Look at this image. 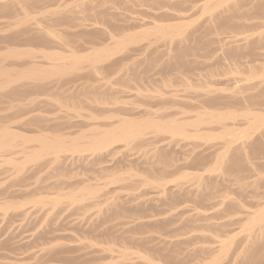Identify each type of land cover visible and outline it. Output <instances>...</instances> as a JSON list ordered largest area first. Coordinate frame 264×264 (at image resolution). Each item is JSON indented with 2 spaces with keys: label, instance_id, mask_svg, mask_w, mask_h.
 <instances>
[{
  "label": "bare ground",
  "instance_id": "bare-ground-1",
  "mask_svg": "<svg viewBox=\"0 0 264 264\" xmlns=\"http://www.w3.org/2000/svg\"><path fill=\"white\" fill-rule=\"evenodd\" d=\"M80 1L0 0V258H6L10 256L9 252L22 251L32 244L38 248L41 246V251L45 252L60 245L63 242L60 241V233L66 234L74 226L81 228L86 218L90 217L88 212L92 211V205L97 208V215H94L99 217L95 220V226L106 223L108 215L112 214L111 205L115 201L118 203L121 193L125 192L129 199H138L134 201L135 204L139 200L157 199L161 202L156 203L158 207L165 206V209L161 211L152 205L149 213L160 214V218L161 213H169L166 216L171 218L172 215H180L181 218L187 211H194L195 218L200 216L198 221L202 215L240 214L246 218L242 230L238 232L243 238L240 236L242 239L239 240L237 233V236L233 233L232 238H223L225 236L219 233L211 234L214 236L213 244L220 243L218 247L211 245L212 242L204 245L201 241L202 245L191 253L189 246L194 244L195 234L191 236L190 230L189 236L185 231L172 234L153 229L145 237L135 238L131 235V239L125 237L126 234L120 238H108L109 235L105 239H99L97 235L78 234L77 245H69L70 241L69 244H61L64 248L61 253L69 255H64L68 260L62 259L61 264H264V206L251 209L245 202L249 198H264V72L253 69L251 65L253 59H257V50L264 49V29L254 31L256 33L248 30L247 35L241 32L244 34L241 37V30L237 32L231 26L228 25V28L221 24L225 20L218 24L215 22L218 15H223L219 13L239 10L247 0H209L201 9L202 13L210 15L209 21L198 24V20V25L192 29L188 27L190 24L194 26L195 20H176L174 23L156 21L134 31L126 24L130 19L126 18V13L125 18L118 17L120 19L114 22L106 20L109 16L105 18L100 14L94 18L85 17L83 11V17L78 15L81 11L76 12L78 17L76 14L72 17L74 15L71 13H75L73 9L70 15L67 12L68 16L67 9L75 8L74 5L77 6ZM262 5L264 0L258 2L256 8ZM91 29L105 38L97 41L85 39ZM236 38L245 41V50L253 53L243 54L236 42L237 49L231 50L227 45ZM188 41L195 44H187L188 47L180 45ZM175 44L180 46L173 48ZM220 52L226 54V57L223 56L225 61L219 57ZM165 55H169L168 59ZM220 61L226 65L221 70L215 68ZM239 65L248 71L242 67L240 69ZM137 68L136 72L144 79H139L137 74V77L130 76L126 82L125 78V83L117 82L119 76H126L129 70ZM195 73L198 80L200 76L202 78L199 82L192 76ZM172 74H176V77ZM159 76L162 84L156 82L161 85L155 87L154 82ZM103 90L106 95L101 93ZM156 100L161 102L158 103L160 108L155 109L152 104L158 102ZM242 101L245 102L244 106H240L239 102ZM170 109L176 112L169 113ZM165 141L170 142L168 147L174 142L191 141L190 147L193 148L183 158L161 161L163 166L160 169H152L159 173L158 177L132 170L133 164L129 170L126 166V171L110 173L113 165L109 167L113 161L108 163L109 157L115 160L119 156L115 150H110L118 144L128 151L147 156L150 152L155 153L160 143ZM204 145L215 149V156L211 160H207L208 157L200 150ZM105 163L110 164L109 167ZM97 171L103 174H100L96 184L92 185L93 182L82 176ZM227 175L231 178V184L223 180ZM112 185L119 186L122 192L114 189L117 192L110 194L107 190ZM170 185L188 191L204 205L185 204L181 192L175 194L168 191ZM169 200L174 201L175 205L169 204ZM142 205V202L139 207L137 204L133 213L139 214ZM76 215L80 219L75 221ZM127 217L130 219V216ZM137 219L140 220V216L134 218L133 222L123 220V223L126 226L140 223L141 227ZM91 224L94 226L93 222ZM199 231L201 233V228ZM69 233L76 235L75 231ZM46 237H49L48 241H45ZM66 239L63 238L64 241L69 238ZM148 247H155L156 252L144 249ZM169 248L173 254H168L172 261H169V257L168 260L163 258L165 253L160 255ZM98 252L110 253V258L104 260L99 256L98 259ZM35 255V261L24 260V264H44L38 258L39 254L37 257Z\"/></svg>",
  "mask_w": 264,
  "mask_h": 264
},
{
  "label": "rangeland",
  "instance_id": "rangeland-1",
  "mask_svg": "<svg viewBox=\"0 0 264 264\" xmlns=\"http://www.w3.org/2000/svg\"><path fill=\"white\" fill-rule=\"evenodd\" d=\"M84 1H86V0H81L79 3H78V5L77 6H75L74 5V7L75 8H70V10H69V8L67 9V11H66V13L68 12L69 13V15H70V13H71V10L74 12L75 11V13H71V15L73 14H76L77 15V13H79L80 11V13L78 14V15H80L79 17H83V15L86 13V15H84L85 17H89V16H91V18L93 17H97V16H100V15H102V16H104L105 18L107 17V16H109V17H107L106 18V20L107 21H112V22H114V21H117V20H119L120 18L121 19H123V17L124 16H126V14L128 15V16H126V18L128 17V18H130L129 20H127V22H126V24L129 26V28H130V30L131 31H134L135 29H137V30H140V28L142 29L143 27H146V26H148V24H153V22L155 23L156 21L157 22H162V23H174V22H182V21H180V20H186V21H194L193 22V24H194V26L192 25V24H190L191 26H193V27H188V28H194L195 26H197L198 24H200V23H203V22H207V21H209V19H210V15L208 14V13H202L203 11V7H204V4L205 3H207L209 0H142V2H141V0L140 1H136V0H88V1H86V2H84ZM100 1V2H99ZM103 1V2H102ZM120 1V2H119ZM127 1H130V2H127ZM135 1V2H134ZM176 1V2H175ZM179 1V2H178ZM182 1H184V3L182 2ZM186 1V2H185ZM248 1H249V3H248ZM256 1V2H255ZM261 2V1H259V0H254V1H252V0H247V1H245L242 5V7H241V9H243L244 10V12H243V10L241 11V9H239V10H230L229 12L228 11H226L225 13L223 12V13H219V14H223V15H218L217 17H216V23L218 24V23H221V22H223V20H225V22H223V23H221V24H224V25H226L228 28H230L229 26H231V28L234 30H236L237 32H239V30H241L240 31V33L242 32V33H245V35H247V34H249V32H248V30H250L251 32L253 31H258V30H260V31H263V29H264V5H262V6H260V8L259 9H257L256 8V5L258 4V2ZM92 2H93V5H92ZM151 2V3H150ZM251 2V3H250ZM112 3V4H111ZM121 3V4H120ZM125 3V4H124ZM128 3H130V4H128ZM138 5H137V4ZM154 3V4H153ZM163 3V4H162ZM166 3V4H165ZM174 3H177L176 5H174ZM179 3V4H178ZM182 3V4H181ZM247 3H248V5H247ZM84 4V5H83ZM90 6H89V5ZM104 4H105V6H104ZM124 4V5H123ZM184 4V5H183ZM186 4V5H185ZM254 4V5H253ZM82 6V8L83 9H81V6ZM103 5V6H102ZM127 5V6H126ZM129 5H130V7H129ZM133 5V6H132ZM183 5V6H182ZM251 5V6H250ZM91 6H93V7H91ZM97 6V7H96ZM110 6V7H109ZM125 6H126V8H125ZM143 8H142V7ZM150 6V7H149ZM159 6V7H158ZM169 6V7H168ZM179 6H181V7H179ZM187 6V7H186ZM252 8L253 6V8H252V10L253 9H255V10H251V8ZM78 7V8H77ZM80 7V8H79ZM87 7V9H85ZM102 7V8H101ZM121 7H122V9H121ZM135 7V8H134ZM149 7V8H148ZM160 7H162V8H160ZM166 9H165V8ZM172 7H173V9H172ZM175 7V8H174ZM183 7V8H182ZM262 7V8H261ZM88 8H90V9H88ZM118 8H119V11H118ZM170 8V9H169ZM245 8V9H244ZM246 8H247V10H246ZM248 8H249V10H248ZM78 9V10H77ZM84 9H85V11H84ZM92 9H93V11H92ZM100 9V10H99ZM104 9V10H103ZM117 9V10H116ZM126 9L128 10V12L126 11ZM129 9H131L132 11H130ZM137 11H136V10ZM176 9V10H175ZM182 9V10H181ZM202 9V10H201ZM70 12H69V11ZM87 10H88V12H87ZM120 10H122L123 11V13H122V11L120 12ZM136 12H135V11ZM146 10H148V11H150L149 13H148V11H146ZM154 10V11H153ZM158 10H160L159 12H158ZM174 11V12H172L171 13V11ZM178 10H179V12H178ZM184 10H187L186 12L184 11ZM78 11V12H77ZM82 11H83V13L84 14H82ZM98 11V12H97ZM104 11V12H103ZM116 11V12H115ZM119 13H118V12ZM162 11V12H161ZM168 11V12H167ZM177 11V12H176ZM180 11H182L181 13H180ZM201 11V12H200ZM237 11H239V13L237 12ZM252 11V12H251ZM77 12V13H76ZM91 14H90V13ZM135 12V13H134ZM142 12H144V13H142ZM147 12V13H146ZM154 12V14H152ZM170 12V13H169ZM248 12H251V13H248ZM68 13H67V15H68ZM110 13V14H109ZM115 15H114V14ZM126 13V14H125ZM140 14V15H138V14ZM200 13H201V15H200ZM234 13V14H233ZM259 15H258V14ZM98 14H100V15H98ZM125 14V15H124ZM157 14V15H156ZM175 14V15H174ZM177 14V15H176ZM227 14V15H226ZM251 14V15H250ZM68 15V16H69ZM76 15H74V16H72V17H75ZM78 15H77V17H78ZM88 15V16H87ZM96 15V16H95ZM120 15H122V16H120ZM137 17H135V16ZM147 15V16H146ZM162 15V16H161ZM199 15H200V18H199ZM230 15V16H229ZM243 15V16H242ZM248 15V16H247ZM254 15H255V17H254ZM261 15V16H260ZM117 16V17H116ZM141 16V17H140ZM145 16V17H144ZM150 16V17H149ZM167 17V18H164V17ZM178 16V17H177ZM110 17H112L111 19H110ZM118 17H120L119 19H118ZM142 17H144V20L142 19ZM158 17V18H157ZM177 17V18H176ZM242 17V18H241ZM257 17H259V19L257 18ZM116 18V19H115ZM125 18V17H124ZM145 18H148V19H145ZM170 18V19H169ZM174 18V19H173ZM180 18V19H179ZM197 18H199V19H197ZM227 20H226V19ZM234 18V19H233ZM241 18V19H240ZM248 18V19H247ZM253 18V19H252ZM142 21H141V20ZM150 19V20H149ZM220 19V20H219ZM231 19V20H230ZM131 20H132V22H131ZM135 20V21H134ZM138 20V21H137ZM147 20V21H146ZM151 20H153V21H151ZM170 20V21H169ZM177 20V21H176ZM199 20V21H198ZM219 20V21H218ZM232 20H233V22H232ZM238 20V21H237ZM240 20V21H239ZM243 20V21H242ZM131 22V23H129V22ZM141 21V22H140ZM165 21V22H164ZM167 21V22H166ZM198 21V22H197ZM235 21V22H234ZM263 21V22H262ZM135 22V23H134ZM198 24H197V23ZM200 22V23H199ZM243 22V23H242ZM263 23V24H260V23ZM143 23V24H142ZM145 23V24H144ZM236 23H237V25H236ZM125 24V23H124ZM240 24V25H239ZM252 24H253V26H252ZM255 24H256V27H257V29L255 28ZM258 24V25H257ZM229 25V26H228ZM127 26V27H128ZM139 26V27H138ZM233 26H234V28H233ZM136 27H138V28H136ZM240 27V28H239ZM247 27V28H246ZM132 28H134V29H132ZM245 28V29H244ZM252 28V29H251ZM253 28H255V29H253ZM191 29H189V30H191ZM130 30H127V31H129L130 32ZM244 30H245V32H244ZM256 31V32H257ZM248 32V33H247ZM252 32V33H253ZM256 32H254V33H256ZM259 32V31H258ZM89 34H88V36H89V38H88V36L87 37H85V39H93L94 41H97V39H103V37L105 38V36L103 35V34H101V33H99V32H96V31H93L92 29L88 32ZM90 33H92L91 35H90ZM240 34V36L241 35H243L244 36V34ZM247 33V34H246ZM100 36V37H99ZM102 37V38H101ZM242 37V36H241ZM240 37V38H241ZM240 38H236L235 40H232V41H229L230 43L227 45V46H229L230 48H231V50L232 49H237V46L239 45L240 47H238L239 49H240V51H242L243 52V54L244 53H246V54H248L249 52L252 54L253 52H251V51H249V49L248 50H245V49H247L246 47H245V45H246V42L245 41H240ZM251 40V39H250ZM238 41V42H237ZM194 42V41H193ZM193 42H191V41H188L187 43L186 42H183L182 44H180V45H183L184 44V46H186V47H188V45H194L195 44V42L193 43ZM233 42V43H232ZM238 44H236V43ZM242 43V45H240V44ZM188 44V45H187ZM179 44H175V46H173V48L174 47H178V46H180ZM243 45H244V47L245 48H243ZM236 46V47H235ZM242 46V47H241ZM164 47V46H163ZM263 50V51H262ZM258 52H256V53H258V55L257 56H255V58H257L256 60L255 59H253V61H252V67H253V69H260V70H258L259 72L262 70V72H264V68H263V64H264V62H263V59H262V57L264 56V49H260V51L259 50H257ZM262 51V52H261ZM222 52H220L219 53V57H221V60H224L225 61V59H224V57H226V54H221ZM242 54V53H241ZM254 55V54H253ZM252 55V56H253ZM263 55V56H262ZM224 56V57H223ZM164 57H166V55L164 56ZM168 57H169V55L166 57L167 59H168ZM250 58V57H249ZM259 59V60H258ZM216 60H217V58H216ZM257 61H259V62H257ZM262 61V62H261ZM223 61H220L219 62V65H217L215 68H217V69H222L221 67L223 66V69L225 68V62L224 63H222ZM254 62V63H253ZM257 62V63H256ZM263 63V64H262ZM258 64H259V66H258ZM260 64H262V65H260ZM254 65V66H253ZM257 65V66H256ZM261 66H262V68H261ZM241 67H242V69H246V71H248L247 70V68H245V67H243V66H241V65H239V68L241 69ZM210 68V67H209ZM139 70L141 71L142 70V68L140 67L139 68ZM132 71V72H131ZM131 71L129 70V73L128 74H126V76L125 75H123V76H119V78L121 79L120 81H118L119 80V78H118V80H117V82H119V83H125L126 81H127V79L131 76V77H137L136 75L138 74L137 72H138V68H137V70L135 69L134 71L131 69ZM137 71V72H136ZM203 71V70H202ZM201 71V72H202ZM224 71V70H223ZM257 71V72H258ZM204 73H205V70L203 71ZM133 75H135V76H133ZM136 73V74H135ZM197 74L199 73V72H196ZM194 74V75H192L194 78L197 76L198 77V75L197 74ZM129 75V76H128ZM176 74H174V76H175ZM140 75L138 74V78L140 79V78H142L141 76L139 77ZM171 76H173V74L171 75ZM173 76V77H174ZM191 75H190V78L192 79L193 77H192ZM160 77V76H159ZM159 77H156V80H155V82H154V86L155 87H157V86H159V85H161L162 83V81H160V79H161V77L159 78ZM176 77V76H175ZM196 77V78H197ZM123 78V79H122ZM125 78H126V80H125ZM179 78V77H178ZM192 79V80H194V82H195V79ZM225 78V77H224ZM142 79H144V78H142ZM200 79H202L201 78V76H200V78H199V80ZM229 79V78H228ZM227 79V80H228ZM123 80H125V82H123ZM180 80V79H179ZM197 80H198V78H197ZM199 80L197 81V82H199ZM226 80V84H228V81ZM122 81V82H121ZM202 81V80H201ZM161 83V84H157V83ZM180 82V81H179ZM179 82H177V83H179ZM196 82V83H197ZM157 84V85H156ZM180 84V83H179ZM222 87H224V85H222ZM227 87V86H226ZM254 91V93H257V90H255V89H253ZM106 92L108 93V90H106ZM252 92V91H251ZM101 93H105V91L103 90ZM98 94H100V92L98 93ZM105 95H106V93H105ZM250 101H251V99H249ZM156 101H158V100H156ZM160 102L161 101H158V102H152L153 104V106L155 107V109H156V107H158L159 106V108H160ZM159 103V104H158ZM240 104H238V105H240V106H244V103L245 102H239ZM154 104H156V105H154ZM182 104H185V105H187V103L186 102H183ZM162 106V105H161ZM238 107V106H237ZM103 109V108H102ZM158 109V108H157ZM172 111H174V112H176V110L175 109H170V111H169V113L170 112H172ZM166 141H168V140H166ZM166 141H165V143H166ZM186 142V143H185ZM181 141V142H177V144H176V142H174V144H172V145H169V147H168V143L170 144V142H167L166 144L163 142V144L162 143H160V145L158 146V148H156L157 150H155V153H156V155H154L155 153H154V151H153V153L152 152H150L149 154H150V156H149V154L146 156H141V154H139V153H137V152H132V151H128V150H126V148L124 149V146L122 145H120V144H118L117 146H115V148H113V149H111L110 150V152L111 151H113V150H115L116 151V155L118 154L119 156H116L115 157V160L113 159V157L112 156H110V157H112V158H110L109 157V160H108V163H110L111 162V160L113 161V162H111V165L110 164H108V163H105V165L106 166H108L109 167V165H110V167L109 168H111V166H112V168H111V171H110V173L113 171H126L125 169H127V167H129L128 168V170L131 168V166L130 165H132V170H134V171H137V172H140V173H142L143 172V174H145V173H147L146 175H148L149 177L151 176V177H158L159 176V173H157L156 172V170H152V169H155L156 167H158V169H160L162 166H163V160H164V162L166 161H171L172 159H177L178 157L179 158H183V157H185V155H187L188 153H189V150L190 149H192L193 148V146L192 147H190L191 145H192V143H191V141L189 142H187V141ZM180 144V146H179V144ZM164 145V146H163ZM184 145V146H183ZM189 145V146H188ZM167 146V147H166ZM176 146H178V147H176ZM187 146H188V148H187ZM207 146L208 145H204V147L202 146L201 147V151H203V153H204V155H206L207 157H208V159L207 160H211L212 158H214V156H215V149H213V150H211V148H207ZM118 147H119V149H118ZM172 147V148H171ZM163 148V149H162ZM167 148V149H166ZM118 149V150H117ZM123 151H122V150ZM182 149H183V151H182ZM187 149V150H186ZM121 151V153H119L120 151ZM159 150V151H158ZM175 150V151H174ZM209 150H211V151H209ZM126 151V152H125ZM174 151V152H173ZM180 151V152H179ZM185 151V152H184ZM207 153H206V152ZM209 151V152H208ZM118 152V153H117ZM129 152H132V153H129ZM157 152H159L160 154H158ZM187 152V153H186ZM109 153V152H108ZM135 153H137L138 154V156H136L137 154H135ZM166 153V154H165ZM173 153V154H172ZM212 153V154H211ZM109 154H112V153H109ZM122 154V155H121ZM125 154H129L128 156L127 155H125ZM132 154H133V156H134V159H133V156H132ZM135 154V155H134ZM162 154V155H161ZM172 155H174V156H172ZM178 155V156H177ZM123 156V157H122ZM139 156H140V158H139ZM155 156H157V157H155ZM160 156H162V157H160ZM212 156V157H211ZM131 158V159H129V158ZM136 157H138V158H136ZM146 157V158H145ZM170 157H171V159H170ZM124 158V159H123ZM142 158V159H141ZM144 158V159H143ZM148 158V159H147ZM117 159V160H116ZM153 159V160H152ZM127 161L126 163L124 162V161ZM147 160H149V162H147ZM138 161V162H137ZM162 161V162H161ZM117 162V163H116ZM130 162V163H129ZM158 162H160V163H158ZM114 163V164H113ZM116 163V164H115ZM120 163V164H119ZM129 164V165H128ZM153 164V165H152ZM118 167H117V166ZM136 165H137V167L140 169H137V167H136ZM144 165V166H143ZM152 165V166H151ZM123 166V167H122ZM127 166V167H126ZM116 167V168H115ZM122 167V168H121ZM124 167H125V169H124ZM141 167V168H140ZM114 168V169H113ZM119 170H118V169ZM120 168H121V170H120ZM143 169V170H142ZM157 169V170H158ZM147 170V171H146ZM152 171V172H150V171ZM98 172H99V174H98ZM145 172V173H144ZM91 173V174H90ZM88 174V176H86ZM98 174V175H97ZM103 174L101 171H97L96 173L95 172H88V173H86V175L84 176V175H82L83 177H85V179H87V180H90L89 182L90 183H92V185L95 183V182H97L98 183V178H100L101 177V175ZM92 175V176H91ZM94 175V176H93ZM96 175V176H95ZM215 175V174H214ZM87 177V178H86ZM227 177V178H226ZM226 177H224L223 178V180L225 179V182H226V184H231V182H230V180L229 179H231L228 175L226 176ZM89 178V179H88ZM95 178H96V180H95ZM214 179V178H213ZM216 180V179H215ZM223 180L221 179V181L223 182ZM224 182V183H225ZM230 182V183H229ZM96 184V183H95ZM119 187V186H118ZM116 185H112V186H109V190H107L110 194H114V193H116L117 191L119 192L120 190H119V188H118ZM234 187H235V185H234ZM117 190L116 192H115V190ZM168 191L169 192H173V193H175V194H180L179 192H181V194L184 196L183 198H184V203L186 204V202H187V205L189 204V206H191V204H203V203H201L199 200H196L195 199V197L192 195V194H190L189 195V193H188V191H186V190H184L183 189V191L182 190H179V189H177L176 187H174V186H171L170 185V187H168ZM186 191V192H185ZM114 192V193H113ZM120 192H122V191H120ZM189 195V196H188ZM186 196V197H185ZM193 196V197H192ZM124 198V199H123ZM127 198V199H126ZM262 199H264V198H262ZM262 199H248V201L247 200H245V202L249 205V206H251V209L253 208H255V209H257L258 207L257 206H259V207H261V206H264L263 204H264V201L262 202ZM187 200V201H186ZM253 200V201H252ZM255 200V201H254ZM120 201V202H119ZM136 201H138V199H136V200H132V199H129L128 198V196H127V194L125 193V192H123V194L121 193V196H120V199L118 200V203H116L117 201H115L112 205H111V210H112V214L111 215H108V217H107V222L109 223H101L100 225L98 224V225H96L95 226V222L98 220V218L99 217H97V216H95V215H97L96 214V210L95 209H97L96 207H95V205L93 206H90V209H91V207H92V211H91V213H90V211L88 212V215H90V217L88 216V218H86L87 219V221L88 222H90L89 223V225H86V224H88V222L86 223L85 222V224L80 228H78V227H76V226H74V228H72V230L70 229V230H68L67 231V233L65 234H63L62 232L60 233V237H62V239L60 240L62 243H68L69 241V245H75V243H76V245L79 243V242H77V235L78 234H82V235H97L98 237H99V239H105V237L107 238L109 235V237L108 238H110L111 236L113 237H117V236H119V238H120V236L122 237L123 235H125V237H127L128 239L130 238H132V236L131 235H133V237H135V238H140V237H145V235L147 236V233L150 231V230H153V229H159V230H161V231H165V232H169V233H172V234H176V233H179L180 231H185V233H189L188 231L190 230V232L192 233H189L188 235L190 236V234H191V236H193L194 234V239H193V241H192V243H194V244H191L190 246H189V248H190V252L192 253V251L194 252L195 250H197L198 249V246L200 247L202 244V242H203V244L204 245H206V243L208 242V244H210V242H212L211 243V245H214V246H216V247H218V243L219 242H214V244H213V241H214V236L213 235H216L217 233H219L220 235H222V236H225V237H223V238H228V236H229V238H232L231 237V235L234 233H237V235H238V232L240 231V230H242V228H243V223H245L246 222V218H244V216H242V215H238L239 217H237V215L236 214H234V215H229V216H231V217H229L228 216V214L226 215V214H218V215H211V217L213 218V219H211V217H210V215H202L201 216V220H199L198 221V219H200V216L198 217V215H197V217L195 218V216H196V213L194 212V211H187V212H184L182 215H181V218L179 217L180 215H172V218H171V216H166V215H170L169 213L167 214L166 213V215H165V213H161V218H160V214H152L151 212V214L149 213V208H153V207H158V200L157 199H155V200H151V199H147L146 201L144 200V201H140L139 200V202H137L136 204H135V202ZM94 202H96V201H94ZM143 203V205H142V210H144V211H140L139 212V214H134L133 213V211H134V209H136V206H137V204H138V206L137 207H139V205H140V203ZM146 202V203H145ZM153 202H154V204H153ZM190 202H191V204H190ZM249 202V203H248ZM259 202V203H258ZM145 203V204H144ZM148 203V204H147ZM151 205H150V204ZM157 203V204H156ZM161 203V202H160ZM159 203V204H160ZM133 204V205H132ZM149 206V207H147V205ZM169 204H172V205H175V203H174V201H172V200H169ZM253 204V205H252ZM115 205V206H114ZM121 205V206H120ZM125 205V206H124ZM126 205L128 206V207H126ZM132 205V206H131ZM146 205V206H145ZM152 205H153V207H152ZM204 205V204H203ZM130 206H131V208H130ZM181 206H184V204H182ZM256 206V207H255ZM93 207H95V208H93ZM114 207V208H113ZM123 209H122V208ZM132 207H134V208H132ZM144 207H146L145 209H144ZM114 210H113V209ZM158 209H165V206H162V207H158ZM190 208L188 207V209L187 210H189ZM95 210V211H94ZM118 210V211H117ZM124 210H126L125 212H124ZM163 210H161V211H163ZM129 214H128V213ZM189 212V213H188ZM194 212V213H193ZM90 213V214H89ZM131 213V214H130ZM135 215H133V214ZM144 214L143 215V217L145 218V216H146V218H145V221H144V218H142L141 219V217H142V214ZM160 213V212H159ZM186 213V214H185ZM188 213V214H187ZM191 213H193L194 215H192ZM95 214V215H94ZM115 214H117V217H116V215ZM120 214V215H119ZM124 216H123V215ZM141 214V215H140ZM120 217H119V216ZM127 215L128 216H130V219L127 217ZM134 217H133V216ZM157 216V217H154L155 218V221H154V218H153V216ZM186 215V216H185ZM137 216V217H136ZM140 216V220H138L137 219V221L139 222H141V227H140V223H137V224H132V225H128L127 224V226H126V224L125 223H123L124 221L123 220H128V221H131L132 220V222H133V219L134 218H138ZM148 216H150L151 218H148ZM184 216V217H183ZM191 218H190V217ZM219 218H218V217ZM236 216V217H235ZM243 218H242V217ZM94 217V218H93ZM114 219H113V218ZM122 217H124L123 219H122ZM163 217V218H162ZM235 217V218H234ZM241 217V218H240ZM76 218V219H75ZM80 219V217H77V215L76 216H74V219H75V221L76 220H79ZM91 218L93 219L92 221H90L91 220ZM109 218H111V219H109ZM118 218V220H115V219H117ZM153 218V219H152ZM158 218V219H157ZM168 218V219H167ZM170 218V219H169ZM188 219V220H186V219ZM195 218V219H194ZM208 218V219H207ZM216 218V219H215ZM230 218V219H229ZM113 219V220H112ZM162 219V220H161ZM183 219V220H182ZM204 219V220H203ZM205 219H206V221H205ZM233 219H234V221H233ZM96 220V221H95ZM112 221V223H111V221ZM179 220V221H178ZM192 220H194V221H192ZM211 220V221H210ZM219 220V221H218ZM232 220V221H231ZM236 220V221H235ZM116 221V222H115ZM136 221V222H137ZM143 221V222H142ZM156 221H158V222H156ZM167 223H166V222ZM175 221V222H174ZM181 221V222H180ZM191 221V222H190ZM201 221H203V222H201ZM224 221V222H223ZM242 223H241V222ZM91 222H93V225L94 226H91L92 224H91ZM113 222H115L114 224V226H113ZM120 222H122V223H120ZM148 222V223H147ZM150 222V223H149ZM188 222V223H187ZM201 222V223H200ZM206 222V223H205ZM210 222V223H209ZM212 222V223H211ZM111 223V224H110ZM143 223V224H142ZM172 223V224H171ZM175 223V224H174ZM209 223V224H208ZM223 223V224H222ZM103 224H104V226H103ZM108 224V225H107ZM117 224V225H116ZM125 224V225H124ZM147 224H149L148 226H147ZM151 224V225H150ZM187 224V225H186ZM189 224H190V226H189ZM197 224H199V225H197ZM209 225V226H207V225ZM217 224H219V225H217ZM224 224H228L227 226H224ZM241 224V225H240ZM135 225H137V226H135ZM139 225V226H138ZM166 225V226H165ZM201 225H202V227H201ZM204 225V226H203ZM230 225V226H229ZM85 226H87L86 228H85ZM103 226V227H102ZM110 226V227H109ZM112 226V227H111ZM118 226V227H117ZM183 226V227H182ZM242 226V227H241ZM93 227V228H92ZM101 227V228H100ZM108 227V228H107ZM122 227H126L125 228V230H121V228ZM127 227H129L130 228V230H129V228H127ZM135 227H137V229L135 228ZM140 227V228H139ZM145 229H144V228ZM153 227V228H152ZM158 227V228H157ZM172 227V228H171ZM175 227V228H174ZM205 227V228H204ZM207 227H208V229H207ZM212 227V228H211ZM224 229H223V228ZM233 227V228H232ZM88 228V229H87ZM97 228V229H96ZM115 228H116V230H115ZM118 228H119V230L121 231V233H120V231L118 230ZM134 230H133V229ZM141 229V230H139V229ZM168 228V229H167ZM178 228V229H177ZM193 228V229H192ZM196 228V229H195ZM199 228V229H198ZM200 228H201V233H199L200 231ZM211 228V229H210ZM222 228V229H221ZM79 229V230H78ZM100 229V230H99ZM128 229V230H127ZM166 229V230H165ZM184 229V230H183ZM230 229V230H229ZM94 230H95V232H94ZM102 230H103V232H102ZM112 230V231H111ZM115 230V231H114ZM127 230V231H126ZM136 230V231H135ZM146 230V231H145ZM170 230V231H169ZM193 230H194V233H193ZM213 231V233L212 232H210V231ZM218 230H220V231H218ZM225 230H227V231H225ZM75 231V234L76 235H74V233H69V232H74ZM81 231L82 232H84V233H81ZM92 231V232H91ZM96 231H97V233H96ZM101 231V232H100ZM114 231V232H113ZM130 231V232H129ZM144 231V232H143ZM196 231V232H195ZM197 231H199V232H197ZM202 231H204V232H202ZM209 233H208V232ZM91 232V233H90ZM108 232H110V233H108ZM117 232H119V233H117ZM125 232V233H124ZM127 232H128V234H127ZM134 232V234H132ZM174 232V233H173ZM227 232H228V234H227ZM93 233H95V234H93ZM114 233V234H113ZM117 233V234H116ZM123 233V234H122ZM137 233V234H136ZM139 233V234H138ZM143 233V234H142ZM198 233V234H197ZM216 233V234H215ZM68 234V235H67ZM98 234H100V235H98ZM107 234V235H106ZM121 234V235H120ZM186 234V235H187ZM200 234V235H199ZM208 234V235H207ZM209 234H210V236H209ZM211 234H213L212 236H211ZM233 234V235H234ZM63 235H64V237H63ZM67 235V236H66ZM71 235H73V236H71ZM135 235V236H134ZM207 235V236H206ZM232 235V236H233ZM236 234H235V236H237ZM235 236L233 237L234 239H237V238H235ZM239 236V235H238ZM242 238H243V236L242 235H240ZM238 237V239L239 240H241L242 238L241 237ZM102 237V238H101ZM124 237V236H123ZM203 237V238H202ZM207 237V238H206ZM47 238V239H46ZM45 239V241H48V239H49V237H46ZM63 238H64V240L67 238H69L67 241H64L63 240ZM75 238H76V241H74L73 242V240H75ZM118 238V237H117ZM72 239V240H71ZM201 239H203V240H201ZM198 240V241H197ZM212 240V241H211ZM239 240H236V241H238L239 242ZM202 241V242H201ZM237 242V243H238ZM61 243V244H62ZM60 244V245H61ZM198 244H200V245H198ZM35 244H32L31 245V247L29 246V247H27V248H24L22 251L21 250H18V251H15V252H9V254H10V256H8V257H6V258H0V260H3L5 263H3V261H0V263L1 264H15V263H17V264H24L25 263V261L26 262H30L31 260L32 261H35L36 259H35V257H34V254H39L38 255V258L40 259V261H43V263L44 264H58V263H60L61 264V262H63V261H67L68 260V254L67 253H61V252H63L62 250H64V248H63V245H58V246H56V247H54L53 249H51V250H47L46 252L45 251H41V246H39V248L37 247V245L36 246H34ZM219 245H220V243H219ZM197 246V247H196ZM33 247V248H32ZM34 247H36V248H34ZM56 248V249H55ZM196 248V249H195ZM31 249V250H30ZM33 249V250H32ZM38 249V250H37ZM60 249V250H59ZM144 249H146V250H148V251H150L151 253L153 252V253H155L156 252V249H155V247L153 248V247H148V248H144ZM155 249V250H154ZM194 249V250H193ZM27 250H28V252H27ZM37 250V251H36ZM58 250V251H57ZM39 251H41V252H39ZM166 251V252H165ZM163 250L162 252H161V254L160 255H162L163 256V254L165 253V255L163 256V258L165 259V260H168L169 258H170V256L168 255V254H172V251H171V249L169 248V249H167V250ZM27 252V253H26ZM32 252H34L33 253V255H32ZM44 252V253H43ZM51 252V253H50ZM59 252V253H58ZM168 252H170V253H168ZM48 253V254H47ZM58 253V254H57ZM61 253V254H60ZM98 253H100L99 255L98 254H96V255H98L97 256V258L99 259V256H100V259H104V260H106V259H109L110 258V253H108V254H106V252H98ZM167 253V254H166ZM51 254V255H50ZM53 254V255H52ZM66 254V256L64 257V255ZM102 254V255H101ZM37 255H35L36 257H37ZM42 255H44V256H42ZM49 255V256H48ZM59 255V256H58ZM109 255V256H108ZM167 255V256H166ZM173 255V254H172ZM42 256V257H41ZM47 258H46V257ZM61 256V257H60ZM104 256V257H103ZM41 257V258H40ZM49 257V258H48ZM56 257H57V259H56ZM60 257V258H59ZM167 257H169V258H167ZM8 258V259H7ZM12 258V259H11ZM28 258V259H27ZM46 258V259H45ZM53 258H54V260H53ZM6 261H5V260ZM11 259V260H10ZM14 259V260H13ZM43 259V260H42ZM44 259H45V262H44ZM52 259V260H51ZM62 259H63V261H62ZM172 258H170L169 259V261H172L171 260ZM9 260V261H8ZM20 260V262H18ZM25 260V261H24ZM58 260V261H57ZM7 261H8V263H7ZM49 261V262H48ZM54 261H56L55 263H54Z\"/></svg>",
  "mask_w": 264,
  "mask_h": 264
}]
</instances>
